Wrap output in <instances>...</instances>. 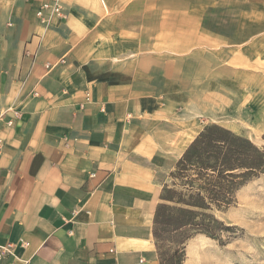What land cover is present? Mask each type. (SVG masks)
<instances>
[{
  "label": "crops",
  "instance_id": "obj_1",
  "mask_svg": "<svg viewBox=\"0 0 264 264\" xmlns=\"http://www.w3.org/2000/svg\"><path fill=\"white\" fill-rule=\"evenodd\" d=\"M48 1L0 0V264H161L156 211L201 131L187 112L262 39L216 42L224 0H61L46 25Z\"/></svg>",
  "mask_w": 264,
  "mask_h": 264
},
{
  "label": "rangeland",
  "instance_id": "obj_2",
  "mask_svg": "<svg viewBox=\"0 0 264 264\" xmlns=\"http://www.w3.org/2000/svg\"><path fill=\"white\" fill-rule=\"evenodd\" d=\"M259 3H264V0H224L209 10L207 25L221 37H217L216 42L234 44L254 41L259 37L264 46V4ZM243 12L246 14H241ZM224 54L227 52L217 60ZM262 56L257 59L249 56L241 80L233 74L224 75L222 62L209 72L212 81H208H214V88L211 90L210 87V91L215 93L200 99L197 111L187 112L194 116L201 131L216 124L248 138L258 147L264 146V52ZM203 79H199L201 90L208 85H203ZM172 184L173 180L169 178L166 185ZM160 201V204L164 203L162 195ZM216 217L233 228L230 235L223 236L224 245L206 236L195 235L184 245L186 257L182 264H264V175L241 188L235 206L225 212H217ZM166 238L168 240L161 243L164 263L172 257L180 236ZM191 249L193 253H190ZM180 254L182 256V251Z\"/></svg>",
  "mask_w": 264,
  "mask_h": 264
},
{
  "label": "trees",
  "instance_id": "obj_3",
  "mask_svg": "<svg viewBox=\"0 0 264 264\" xmlns=\"http://www.w3.org/2000/svg\"><path fill=\"white\" fill-rule=\"evenodd\" d=\"M263 175L264 146L258 147L222 126H206L170 175L173 184L163 189L164 203L158 206L155 216L160 255L166 237L180 238L170 260L164 263L161 258V264H182L186 257L184 245L195 235L224 245L223 236L230 235L233 228L220 222L216 213L235 206L240 189Z\"/></svg>",
  "mask_w": 264,
  "mask_h": 264
},
{
  "label": "built area",
  "instance_id": "obj_4",
  "mask_svg": "<svg viewBox=\"0 0 264 264\" xmlns=\"http://www.w3.org/2000/svg\"><path fill=\"white\" fill-rule=\"evenodd\" d=\"M37 17L41 20L42 23L46 25L50 23L53 17L64 18L65 16L63 14V6L61 0H49L48 2L44 3L41 9L37 12ZM9 125H12V122H9ZM9 257H15L13 245H1L0 263H3Z\"/></svg>",
  "mask_w": 264,
  "mask_h": 264
},
{
  "label": "bare ground",
  "instance_id": "obj_5",
  "mask_svg": "<svg viewBox=\"0 0 264 264\" xmlns=\"http://www.w3.org/2000/svg\"><path fill=\"white\" fill-rule=\"evenodd\" d=\"M190 253H193V252H192V249H191V252H190Z\"/></svg>",
  "mask_w": 264,
  "mask_h": 264
}]
</instances>
